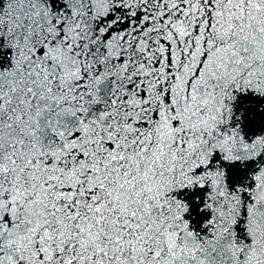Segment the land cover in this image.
Here are the masks:
<instances>
[{"label":"snow or ice","instance_id":"obj_1","mask_svg":"<svg viewBox=\"0 0 264 264\" xmlns=\"http://www.w3.org/2000/svg\"><path fill=\"white\" fill-rule=\"evenodd\" d=\"M0 264H264V0H0Z\"/></svg>","mask_w":264,"mask_h":264}]
</instances>
